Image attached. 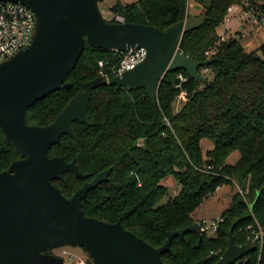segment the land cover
<instances>
[{
    "label": "trees",
    "instance_id": "trees-1",
    "mask_svg": "<svg viewBox=\"0 0 264 264\" xmlns=\"http://www.w3.org/2000/svg\"><path fill=\"white\" fill-rule=\"evenodd\" d=\"M189 1H117L109 11L125 22L163 30L191 16L187 12ZM194 3L206 20L198 29L183 34L178 47L182 55L197 62L211 59L199 69L200 73L207 69L211 77L204 73V81L196 82L185 71L166 72L155 104L144 88L127 91L109 84L97 87L90 94L89 124L74 122L76 138L61 136L48 151L50 157L75 160L80 171L89 175L81 180L67 172L54 181L66 198L109 168L106 181L92 188L82 200L83 213L108 224L118 222L156 249L164 245L168 232L195 222L196 209L217 187H233L236 183L247 192L242 196L235 191L221 214L223 222L214 237L203 233L199 239L192 232L175 237L170 251L160 256L165 264H192L203 258L206 264H215L227 247L231 225L238 246L246 243L249 226L259 225L264 241V43L249 51L236 37L223 39L219 34L228 8L234 5L252 10L259 23L264 22V0ZM108 21L115 22L114 18ZM117 61L112 51L85 43L64 80L71 88L61 87L29 107L27 123L41 127L53 122L82 91L84 83L99 77L98 62H103L104 71L110 72ZM178 76L186 81L180 84ZM181 92L186 97L175 112L173 104ZM205 141L211 145L206 151ZM232 153H237V161L230 164L226 159ZM17 157L0 130V172ZM207 166L210 168L203 171ZM168 178L178 186L173 197L164 186ZM246 257L247 264H264V245L260 254L257 249Z\"/></svg>",
    "mask_w": 264,
    "mask_h": 264
},
{
    "label": "water",
    "instance_id": "water-1",
    "mask_svg": "<svg viewBox=\"0 0 264 264\" xmlns=\"http://www.w3.org/2000/svg\"><path fill=\"white\" fill-rule=\"evenodd\" d=\"M24 4L35 18L33 36L19 52L0 63V130L4 142L18 157L0 172V264L64 263L52 252L62 247H80L95 264H165L161 254L170 251L175 237L195 233L199 239L203 226H191L167 233L165 242L154 248L116 223L86 217L81 206L86 194L106 181L110 169L97 173L71 198L64 197L53 184L64 173L85 180L75 160L50 157L51 146L61 136L76 138L74 122L89 124L87 108L93 89L109 85L127 91L144 88L152 104L166 72L182 70L196 82H203L199 69L211 59L197 62L179 51L183 34L198 29L206 15L189 16L161 30L128 22H110L102 16L103 0H14ZM200 10L199 6H194ZM85 43L101 50L127 51L143 48L144 59L134 68L108 80L97 77L83 84L82 91L45 126L27 123L26 111L61 87L75 67ZM254 205V204H253ZM250 206V208L253 207ZM231 225L227 247L215 264H234L255 251L251 243L236 245ZM201 259L192 264H206Z\"/></svg>",
    "mask_w": 264,
    "mask_h": 264
},
{
    "label": "built area",
    "instance_id": "built-area-1",
    "mask_svg": "<svg viewBox=\"0 0 264 264\" xmlns=\"http://www.w3.org/2000/svg\"><path fill=\"white\" fill-rule=\"evenodd\" d=\"M235 8H239L244 12L240 5L231 6L227 10L228 14L224 21L229 20V15ZM115 22L120 23L125 21L123 17L116 16ZM253 24H255L254 26L259 25V21L256 17L253 19ZM34 26L35 18L33 16V13L24 4L15 2L14 0H0V63L22 50L30 42L34 32ZM112 52L114 53V56L117 57L118 61L114 66H112L110 72L104 71L105 65L103 64V62L97 63L100 68L99 77L103 80L110 79V75H112V77L117 76L122 74V72L125 70L134 68L136 65H138L139 62L144 59L146 54L143 48L130 49L121 52ZM207 71V69H203L201 74H204ZM178 80H180V84L186 81V79H184L182 76H178ZM176 87H180V85H177ZM177 96L178 97L176 101H178V103L181 100L183 101L186 97L183 92H181ZM209 168L210 167L207 166L203 171L206 172V170H208ZM233 187L236 188V193H239L242 196L247 194V192L238 187L236 183L233 184ZM218 190L219 187H217L214 192ZM176 193L177 191H174L173 194L176 195ZM199 222L203 226V233L206 234L209 232L215 235L219 228V224L223 222V219L220 216L215 220L209 221L207 224L203 221ZM248 230L249 232L246 235V243L253 244L256 247L255 251L258 249V252L260 254L264 245L263 231L259 225H257L256 228L249 226ZM55 256H57L58 258H62L64 263L95 264L88 260L87 257H82L79 254L76 255L70 251H67L65 248H62L60 254ZM247 262L248 258L245 255L234 264H247Z\"/></svg>",
    "mask_w": 264,
    "mask_h": 264
},
{
    "label": "rangeland",
    "instance_id": "rangeland-1",
    "mask_svg": "<svg viewBox=\"0 0 264 264\" xmlns=\"http://www.w3.org/2000/svg\"><path fill=\"white\" fill-rule=\"evenodd\" d=\"M117 1H120L124 4H131V3H136L139 0H103L101 1V3L99 4V8H100V12L102 13V16H104L105 19L109 20V19L114 18L115 20L116 16H113L111 12L106 9V6L107 5L113 6ZM192 3H194V0L189 1V4H192ZM193 13L194 11L191 8H189L188 14L193 15ZM198 15L199 14H197V16ZM232 17L234 18L237 17V20H238L236 22L237 24H235L234 23L235 21L232 20L231 24L233 25L235 24L234 28H232L231 26L228 28H224L225 26L223 25L219 28V34L223 39H229V38L236 37L242 45L248 48L249 51H252L253 49L258 48L260 44L264 43V22L259 23L258 26H254L255 24H253V19L256 16L252 12V10L250 11L248 9V10H244V12L242 10H239V12H235L234 14H232L231 18ZM260 25L261 27L260 29H258ZM251 26H254V28ZM255 28H257L258 30ZM242 32H244L243 33L244 35L242 34ZM205 75H207L206 76L207 78H210L211 72L207 71ZM181 104H182V100L179 101V103L178 101H176L173 104V108L175 112L180 108ZM210 146L211 145L205 141L203 143V150L206 151V149H208ZM236 158H237V153H232L226 160L228 163L231 164L236 160ZM164 186L167 188L168 194L171 197H173L174 191H178V186L176 184V181L173 180L172 178H168L164 182ZM235 190H236L235 187H231L229 185H223V187H219L218 191L214 192L213 195L209 196L196 209L194 213V220L203 221L207 224L209 221L215 220L218 217H220L223 211L226 210V208H228V206L230 205L232 198L235 194ZM166 200L167 198H165L163 201H166ZM206 236L214 237L215 235H213V233L208 232L206 233ZM62 248H65L67 251H70L76 255L79 254L82 257H86L84 250L78 246L77 247L66 246ZM61 249L53 250L52 253L54 255H59Z\"/></svg>",
    "mask_w": 264,
    "mask_h": 264
},
{
    "label": "crops",
    "instance_id": "crops-1",
    "mask_svg": "<svg viewBox=\"0 0 264 264\" xmlns=\"http://www.w3.org/2000/svg\"><path fill=\"white\" fill-rule=\"evenodd\" d=\"M194 6H196V4L195 3H192V4H189V8H191L193 11H194V13H193V15H191V16H197V14H198V12L200 11V10H196L195 8H194ZM110 7H112V5H107L106 6V9L109 11V9H110ZM239 8H235L233 11H231V13H230V15H229V20L228 21H224V24H223V26H225L224 28H228V27H232V28H234L235 27V24H237L236 22L238 21L237 20V17H232L231 18V16H232V14H234L235 12H239ZM187 12H189V9L187 10ZM234 12V13H233ZM102 14V13H101ZM232 20H234L235 22V24L233 25V24H231L232 23ZM238 27H240V26H238ZM252 27V26H251ZM250 27V28H251ZM253 29V28H252ZM251 29V30H252ZM255 29H257V28H255ZM258 29H260V28H258ZM257 29V30H258ZM227 30H229V29H227ZM256 32V31H255ZM261 32V31H260ZM244 32H242V34H243ZM244 35V34H243ZM237 159V158H236ZM237 160H235L233 163H235ZM233 163H231V164H233Z\"/></svg>",
    "mask_w": 264,
    "mask_h": 264
}]
</instances>
